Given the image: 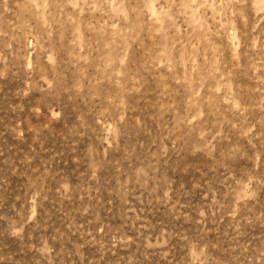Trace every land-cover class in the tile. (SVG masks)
<instances>
[{
  "label": "rangeland",
  "instance_id": "374dc122",
  "mask_svg": "<svg viewBox=\"0 0 264 264\" xmlns=\"http://www.w3.org/2000/svg\"><path fill=\"white\" fill-rule=\"evenodd\" d=\"M0 264H264V0H0Z\"/></svg>",
  "mask_w": 264,
  "mask_h": 264
}]
</instances>
